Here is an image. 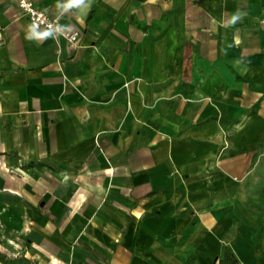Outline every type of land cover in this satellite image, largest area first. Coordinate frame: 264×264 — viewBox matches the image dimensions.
<instances>
[{
    "label": "crops",
    "instance_id": "0c3cea01",
    "mask_svg": "<svg viewBox=\"0 0 264 264\" xmlns=\"http://www.w3.org/2000/svg\"><path fill=\"white\" fill-rule=\"evenodd\" d=\"M34 1L78 40L0 0V264H264V0Z\"/></svg>",
    "mask_w": 264,
    "mask_h": 264
},
{
    "label": "built area",
    "instance_id": "2783aa9c",
    "mask_svg": "<svg viewBox=\"0 0 264 264\" xmlns=\"http://www.w3.org/2000/svg\"><path fill=\"white\" fill-rule=\"evenodd\" d=\"M27 16L32 29H49L55 36H63L68 41L75 43L78 33L70 31L62 22L61 14H53L40 8L34 0H13Z\"/></svg>",
    "mask_w": 264,
    "mask_h": 264
},
{
    "label": "clouds",
    "instance_id": "9594fccd",
    "mask_svg": "<svg viewBox=\"0 0 264 264\" xmlns=\"http://www.w3.org/2000/svg\"><path fill=\"white\" fill-rule=\"evenodd\" d=\"M82 3V0H68V4L66 5V7H75V6H79ZM239 15H234L231 18V23H235L238 19H239ZM34 35L39 36L40 38H44L48 35L47 32H33ZM29 38V37H28Z\"/></svg>",
    "mask_w": 264,
    "mask_h": 264
},
{
    "label": "trees",
    "instance_id": "16d2710c",
    "mask_svg": "<svg viewBox=\"0 0 264 264\" xmlns=\"http://www.w3.org/2000/svg\"><path fill=\"white\" fill-rule=\"evenodd\" d=\"M220 264H240L238 258L227 248Z\"/></svg>",
    "mask_w": 264,
    "mask_h": 264
}]
</instances>
